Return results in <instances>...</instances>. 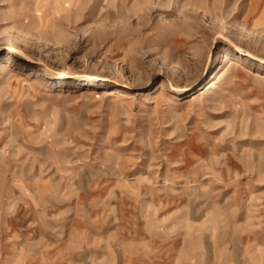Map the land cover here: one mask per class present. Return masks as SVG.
Instances as JSON below:
<instances>
[{"label": "rangeland", "instance_id": "374dc122", "mask_svg": "<svg viewBox=\"0 0 264 264\" xmlns=\"http://www.w3.org/2000/svg\"><path fill=\"white\" fill-rule=\"evenodd\" d=\"M253 1L0 0V264L51 263L52 233L71 253L79 216L90 264L133 236L168 264H264Z\"/></svg>", "mask_w": 264, "mask_h": 264}, {"label": "crops", "instance_id": "0c3cea01", "mask_svg": "<svg viewBox=\"0 0 264 264\" xmlns=\"http://www.w3.org/2000/svg\"><path fill=\"white\" fill-rule=\"evenodd\" d=\"M81 195V194H80ZM80 195L77 197L79 198ZM36 197H38L37 195H35ZM84 217H76V226L74 227L75 228V241L73 242V244L70 245V249H71V253L70 250L67 251L66 250V247H67V242H68V237L66 235L65 238H59L58 234L56 233H52L51 234V237H46V240L48 243H54L56 244V246H54L55 248H53L51 250V254L48 255V251H42L43 252V255L45 256H49L53 258V261L51 263H48V264H90L91 262L88 260L89 256L88 255L89 253H101V250L100 249H96L95 252H92L93 249H91V246H86L87 242H91V240H93L91 237H88L87 236V233L85 231V227L86 225L84 224ZM138 225L139 223H136L135 224V228L136 229H139L138 228ZM71 233L68 234V236H70ZM45 236V235H44ZM141 236V235H139ZM144 240H145V237H144ZM130 243H134L133 246H128V248L126 249H123L121 252H118V250H107V257H108V260H107V264H114V259L117 255V258L118 256H122V260H123V264H165L168 262H171L170 259L168 258L169 257V254H165V249L166 247H163L164 249L163 252L161 250V247L160 246L159 250L161 252H157V251H154L156 247H153V249H147V252H144L143 249L141 247H136L138 246L137 245V240L135 238V236L131 237V240L129 241ZM85 243V245H84ZM75 246L79 249V251L77 250H73L72 247ZM125 247V246H124ZM62 248H65L63 251H62ZM168 248V247H167ZM140 249L142 251H140ZM124 250H126L124 252ZM64 252V253H62ZM158 253V254H157ZM24 255L25 257L26 256H31L33 254H31L30 252H26L21 248L19 249V254L16 255L19 256V258L17 259H14L12 261V264H15L16 261H17V264L20 262L19 259H21V255ZM120 254V255H119ZM101 256H104V254H101ZM96 258H100V254H97ZM157 260H164L163 262H158L157 263ZM202 261V260H201ZM195 262L198 263V260H196ZM25 264H44V263H37L35 259L33 260H27L26 259V262ZM176 264V263H174Z\"/></svg>", "mask_w": 264, "mask_h": 264}, {"label": "bare ground", "instance_id": "6f19581e", "mask_svg": "<svg viewBox=\"0 0 264 264\" xmlns=\"http://www.w3.org/2000/svg\"><path fill=\"white\" fill-rule=\"evenodd\" d=\"M255 1H257V0H254L253 2H255ZM27 46H23L22 45V48H17V52H18V54H19V56H20V58H23V59H29V60H31L32 59V57H31V55L29 54V52L28 51H26L25 50V48H26ZM239 65V62H237V61H235V60H232V61H229V63H228V65H227V68H226V70L228 69V68H230V67H234L236 70H237V66ZM230 73V72H229ZM225 74V70H223V71H219V72H217V73H215L214 75H213V77H211V79L206 83V85L205 86H203L202 88H201V94L203 95V96H208L209 94H211L212 93V91L214 90V88L217 86V84L220 82V80L222 79V77H223V75ZM173 86V85H172ZM173 87H175V86H173ZM134 179V178H133ZM142 179V178H141ZM143 181V180H142ZM166 194H168V193H166ZM170 194V193H169ZM146 222V221H145ZM159 222V221H158ZM149 223V222H148ZM147 223V224H148ZM150 227V226H149ZM152 228V227H151ZM154 228V227H153ZM157 229V228H156ZM147 230V229H146ZM155 230V229H154ZM148 232V231H147ZM149 233V232H148ZM150 234V233H149ZM163 234V233H162ZM165 234V233H164ZM165 236V235H164ZM217 236V235H216ZM154 237V236H153ZM169 237V236H168ZM172 237V236H171ZM164 239V238H163ZM217 240V239H216ZM217 242V241H216ZM218 243V242H217ZM216 243V244H217ZM214 244V243H213ZM205 248V247H204ZM237 248V247H236ZM237 250V249H236ZM190 258V257H189ZM235 261V260H234Z\"/></svg>", "mask_w": 264, "mask_h": 264}]
</instances>
